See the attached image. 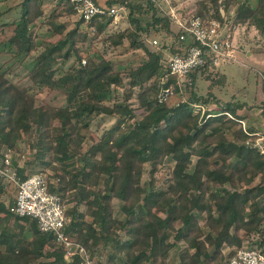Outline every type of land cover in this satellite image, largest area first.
Returning <instances> with one entry per match:
<instances>
[{"label":"trees","instance_id":"obj_1","mask_svg":"<svg viewBox=\"0 0 264 264\" xmlns=\"http://www.w3.org/2000/svg\"><path fill=\"white\" fill-rule=\"evenodd\" d=\"M45 1L22 0L8 39L9 51L20 62L42 47L27 73L29 87L35 90L30 93L11 80L8 67L0 69V264H82L78 254L67 258L65 245L54 232L41 230L36 218L11 211L16 195L10 203L1 197L8 169L20 180L35 170L53 169L49 189L69 203L66 232L100 264H169L175 246L179 264H226L245 246L247 237L263 247L264 154L256 141L262 137L264 144V126L260 131L237 126L244 118L238 110L247 101L225 100L215 93L216 84L226 78L218 64L209 59L190 74L192 83L179 82L170 73L164 53L147 41L152 30H163L171 38L168 47L166 42L163 46L172 53L182 51L184 41L168 11L158 14L155 0H96L107 6L126 5L134 25L108 34L106 41L119 46L128 39L134 49L145 50L144 60L126 67L125 73L116 60L105 55L97 58L79 45L87 37L81 25L98 38L114 16L102 14L89 22L79 17L77 25L67 30L56 17L78 12L69 0H52L47 22L53 34L64 36L43 42L32 33V26L45 14ZM171 1L184 18L229 20L230 30L239 24L254 25L264 36V0L256 5L248 0ZM147 9L153 17L144 24L140 15ZM3 12L0 6V16ZM72 56L76 60L65 69L56 66ZM204 76L211 83L206 93H200L199 79ZM167 87L172 93L161 99ZM45 88L61 90L67 103L44 101L37 92ZM120 88L122 100L115 95ZM173 93L181 97L170 103ZM103 113L116 120L97 137L91 125ZM9 150L18 158L24 155L23 163L17 158L7 163ZM167 156L173 159L171 175L166 186H158L155 171ZM146 170L151 176L143 180ZM256 177L259 181L251 185ZM114 198L122 202L124 219L114 215ZM203 214L205 224L199 219ZM12 215L14 224L8 219ZM170 231L175 232L174 240ZM180 240L186 244L181 246Z\"/></svg>","mask_w":264,"mask_h":264},{"label":"rangeland","instance_id":"obj_2","mask_svg":"<svg viewBox=\"0 0 264 264\" xmlns=\"http://www.w3.org/2000/svg\"><path fill=\"white\" fill-rule=\"evenodd\" d=\"M51 1L52 0H47L44 2L45 14L39 17L36 26H32V33H37L39 40L41 38H44L43 42H48L49 40L56 41L58 38L64 36V34H53V30L50 28V25L47 22V18L54 7V3L50 4ZM239 1L241 2L244 0ZM248 1L252 5H256L258 0ZM21 2L22 0H0V6L4 11L0 16V69H5L8 67L7 75L9 76V78L17 82L20 86L27 89L31 93L35 89L29 87L31 80L28 77L27 73L35 62L33 57L36 55L34 54H38L39 51H41L42 47L39 48L38 51H34L35 53L30 56V58L26 59L24 62H20V59H18V57L14 56L12 52L9 51L8 45V39L12 34V21L14 18H17L21 14ZM155 2L157 8L156 12L158 14H162L168 11L167 2H164L163 0H155ZM144 3L146 8L147 2L144 1ZM140 17L143 23L146 24V22L152 20L153 15L152 12L148 10L146 12H143ZM78 19V14L60 15L56 17L57 22L66 23L67 30L74 28L77 25ZM125 28H134V25L129 21V17L126 13H124L122 16H119L117 19H114V21L109 25L108 29L98 38H93L92 33L89 31L88 27L83 24L80 26V30H82L83 34H87V37L83 41L79 42V45L82 49L86 51L89 50L90 53L97 58L100 57V55H105L108 58L116 60V62L120 63V66L122 68L125 67V73H127L129 68L137 66L144 60L146 53L143 48L134 49L128 39H125L124 43L119 46H115L111 42L106 41V37L108 36V34L117 32L118 30H123ZM154 38L157 39V43H153ZM170 40L171 38L167 34H165L163 30H152L150 35L147 37V41L149 42V46L151 48L160 50L163 49L165 63L168 62L169 57L173 53L169 48H165L166 46H163V44L166 42L168 47ZM233 44V56L224 57L218 63L217 69L224 72L226 74V78L224 81L222 80L223 82L217 81L219 83L214 87V91L225 100L232 99L233 97L236 100H246V106L241 108V111L238 110V114L245 118L248 128L260 131L264 126V36L254 25L239 24V26L235 27V31L233 34ZM75 60L76 56H72L65 63L61 60L57 63L56 66H61V69H65L71 62L73 63ZM219 77L220 76L218 75L217 79H219ZM210 83L211 80L209 78H206L205 76L201 77L199 79L198 88L200 93H206ZM37 94L44 101L54 105H65L67 103L66 94L61 90H51L49 88H45L43 91L37 92ZM115 95L119 98V100H122L123 90L120 88L119 91L115 93ZM180 97L181 95L173 93L170 103L177 102ZM133 101H135L136 105V100ZM197 105L201 106L199 104ZM202 108L204 109V107ZM136 112L137 116L139 117V110L137 109ZM115 120L116 117L106 113L100 114L95 117L91 125L93 130H95V135H97L98 137V135L102 134L104 130L110 127L115 122ZM240 125V122H238L237 126ZM258 139H260V137H258ZM0 152L2 153V150ZM6 154H8L10 162L14 158H17L20 163H23V159L25 158L24 155H22L21 158H18L19 156L14 150H9L6 152ZM192 158L194 161H196L197 156L192 155ZM1 162L2 156L0 155V164ZM172 164L173 159L171 158V156H167L162 163L158 164V167L155 171V178L158 186H166L165 181L171 175ZM13 172V169L10 171L8 169V174H5V176L7 177L3 179V182L6 185V189L1 197L4 198V200L8 203L14 201L17 192V183L11 177V174H13ZM53 172V169L49 168L43 173L48 177L49 181H51L53 180L51 177V174H53ZM34 173H37V170H35ZM150 176V172L146 170L143 175V180H148ZM259 179V177H256L251 185L256 184ZM10 180H12L14 183L9 182ZM228 186L232 187L229 184ZM121 203L122 202L119 198H114V215L116 217H122L124 219L125 213L120 209ZM68 204L69 203L66 202V207L69 206ZM82 208L86 209L84 205H82ZM161 214L165 215V212L161 211ZM199 217L200 222L202 224H205V214ZM86 218L90 220L91 216L88 215L86 216ZM8 219L10 224L15 223V218L13 217V215ZM20 222L22 223L23 221ZM120 232L122 235H124V230H121ZM174 235L175 232L170 231L171 240H174ZM256 237L257 239H261L260 236L258 238V235ZM178 243L181 246H184L186 244L184 240H180ZM244 245L249 247L256 246L264 250V246H259L256 243V240L250 239L249 237L245 239ZM104 258H106V256H104ZM168 260L169 264H179L180 255L179 248L177 246L171 249ZM222 264L225 263L222 262Z\"/></svg>","mask_w":264,"mask_h":264},{"label":"built area","instance_id":"obj_3","mask_svg":"<svg viewBox=\"0 0 264 264\" xmlns=\"http://www.w3.org/2000/svg\"><path fill=\"white\" fill-rule=\"evenodd\" d=\"M69 1L74 5L79 17L87 22L102 14L112 15L117 19L127 10L124 4L107 6L96 0ZM165 1L169 4L168 12L180 31L179 38L184 41L182 51L173 53L167 62L170 73L177 75L179 82L192 83L190 74L209 59L218 64L222 58L233 56V34L236 26L230 30L229 20L222 22L215 17L204 19L200 15L184 18L178 12V6L172 4L171 0ZM221 12L225 14L223 8ZM153 41L157 42L156 39ZM171 93V87L164 88L160 98L166 99ZM227 114L234 117L231 112ZM239 121L243 128L249 131L246 120L241 118ZM261 140L262 137L257 139L256 144L264 154V144ZM6 162L10 163L8 154ZM11 177L18 187L15 201L10 207L14 214L36 218L41 230L54 232L58 241L65 245L67 258L78 254L82 258V264H100L85 245L67 234L66 225L70 218L66 212V204L58 193L50 191L49 179L44 173H34L22 180L17 179L15 173L11 174ZM226 264H264V251L258 247H239Z\"/></svg>","mask_w":264,"mask_h":264},{"label":"crops","instance_id":"obj_4","mask_svg":"<svg viewBox=\"0 0 264 264\" xmlns=\"http://www.w3.org/2000/svg\"><path fill=\"white\" fill-rule=\"evenodd\" d=\"M99 2H101V3H105L106 2V0H98ZM183 3V2H182ZM154 39H156V38H154ZM153 39V40H154ZM157 40V39H156ZM153 43H155L154 41H153ZM157 43V42H156ZM157 50H159V51H161V52H163V49H157ZM239 111H241L240 109H239ZM122 218V217H121Z\"/></svg>","mask_w":264,"mask_h":264}]
</instances>
